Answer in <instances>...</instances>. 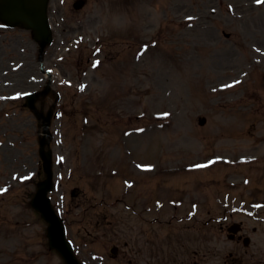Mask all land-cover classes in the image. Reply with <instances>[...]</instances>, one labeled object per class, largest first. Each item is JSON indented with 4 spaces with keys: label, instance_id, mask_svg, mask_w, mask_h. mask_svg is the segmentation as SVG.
I'll return each mask as SVG.
<instances>
[{
    "label": "rangeland",
    "instance_id": "1",
    "mask_svg": "<svg viewBox=\"0 0 264 264\" xmlns=\"http://www.w3.org/2000/svg\"><path fill=\"white\" fill-rule=\"evenodd\" d=\"M57 4L44 68L61 78L43 108L60 94L50 197L75 250L107 260L112 244L143 246L140 229L148 244L164 239L166 255L184 242L199 264H264V222L238 212L241 198H264V0H91L79 12L71 0ZM5 34L0 69H13L0 74V264H64L30 204L45 178L42 128L19 99L47 77L30 32ZM242 157L258 161L240 166ZM131 206L159 217L136 221ZM224 211L234 212L209 220ZM97 219L107 227L91 226ZM231 222L242 223L248 246L228 239Z\"/></svg>",
    "mask_w": 264,
    "mask_h": 264
},
{
    "label": "water",
    "instance_id": "2",
    "mask_svg": "<svg viewBox=\"0 0 264 264\" xmlns=\"http://www.w3.org/2000/svg\"><path fill=\"white\" fill-rule=\"evenodd\" d=\"M4 11L6 12V18L12 23H24L27 26H31L37 34L38 37H42V33L40 28L43 25V19L45 17L46 10V0H8L7 6L4 7ZM47 41V38L41 40V46L43 47ZM34 95L29 96V98H33ZM32 105V102H30ZM42 157L44 158V166L48 172V180L45 184V187L41 190V200L44 199V193L49 189L50 186V171H49V163H50V153H43L41 151ZM48 219V218H47ZM50 220V238L51 244L56 246L59 250L62 251L63 254L69 255L71 260H74L70 255V252L66 250V245L62 240V232L59 224L57 223L55 217L49 218Z\"/></svg>",
    "mask_w": 264,
    "mask_h": 264
},
{
    "label": "snow or ice",
    "instance_id": "3",
    "mask_svg": "<svg viewBox=\"0 0 264 264\" xmlns=\"http://www.w3.org/2000/svg\"><path fill=\"white\" fill-rule=\"evenodd\" d=\"M256 2H257V3H260V2H261V0H256ZM0 191H2V189H0Z\"/></svg>",
    "mask_w": 264,
    "mask_h": 264
}]
</instances>
